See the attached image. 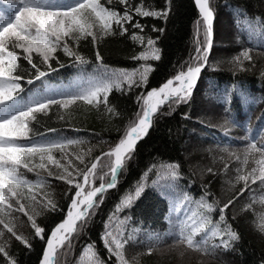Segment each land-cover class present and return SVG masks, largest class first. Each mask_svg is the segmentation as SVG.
I'll list each match as a JSON object with an SVG mask.
<instances>
[{"label":"snow or ice","instance_id":"obj_1","mask_svg":"<svg viewBox=\"0 0 264 264\" xmlns=\"http://www.w3.org/2000/svg\"><path fill=\"white\" fill-rule=\"evenodd\" d=\"M0 3L4 5L0 9V256L3 264H19L17 254L10 250L12 242L18 241L30 251V239L38 238L46 243L39 264H58V249L64 252L70 249L73 233L79 235L92 221L105 192L116 187L118 177L134 157L137 142L153 126L160 106L167 103L171 110L175 105H188L194 99L198 82L223 63L216 59V53L221 51L219 44L214 47V22L219 12L216 0H194L198 19L193 22V49L188 59L160 87H152L146 95L136 97L138 109L125 127L118 130L121 133L118 140L102 142L107 147L94 150V147H83L88 141L78 134V129L72 138L65 135L63 129L46 127L45 132L50 135H45L39 130L34 132L30 125L35 122L39 127L38 116L50 119L49 112L67 125L71 106L80 103L103 108L109 118L120 116L118 106H110L109 94L114 89L123 93L147 84L149 73L153 71L147 61L161 59V49L156 45L164 29L145 26L135 18L167 20L172 0H164L160 10L152 11L133 0H106L107 7L100 0H70L68 3L0 0ZM224 6L232 8L228 4ZM118 7L120 11L116 10ZM243 23L249 40L254 35L264 37V21L245 18ZM145 27L157 34L155 38L139 34ZM126 34L143 47L139 59L144 63L131 70L109 67L103 62L100 51L105 38H125ZM216 39L219 40V36ZM251 52V48H243L228 61L233 76L250 70L244 66V61H253ZM129 58L138 59L136 55ZM67 66L78 73L76 79L68 84L51 83L53 77L58 76V70ZM260 79L264 84V71ZM25 86L30 87L22 96ZM218 91L219 103L214 107L222 113L221 143L233 139L228 134L235 127H245L252 133L253 130L235 115L238 103L258 102L251 99L243 82L231 86L225 82L222 88L218 86ZM182 118L190 119V116L184 112ZM260 119L258 135L240 138L244 141L243 163L248 164L252 159L255 167L250 170L237 167L234 176L228 162H223L218 171L207 168L213 178H217L219 171L229 176L227 184L232 191L226 197L209 196L208 185L201 184L202 194L199 199H193L180 184L181 163L151 164L120 197L103 222L101 240L108 259H101L94 251L95 245L90 243L84 248L81 264H141L140 257L144 253L129 259L125 246L138 243L146 248L147 254H152L166 238L172 240L167 245L170 253L179 257L197 254L210 258L202 259L200 264H222L218 259L219 251L234 250L241 239L230 223V219H235L233 210L244 199L246 189L252 191L250 182L259 181L264 188V116ZM218 148L229 160L234 157L240 161L237 150L231 149L228 143ZM29 174H34L35 179H29ZM52 179L63 182L62 206H58L53 194L46 190ZM97 180L98 186L95 185ZM191 183L189 178L187 184ZM146 187L156 189L165 200L163 218L168 223V231L163 235L149 234L147 241H137V229L128 226L138 223L139 217L134 219L125 214L121 218L119 214L125 209L131 210ZM245 207L248 205H243L241 210ZM53 213L59 222L47 223V217ZM214 214L218 218H214ZM24 223L30 225V236L21 232ZM257 227L264 233V213L260 214Z\"/></svg>","mask_w":264,"mask_h":264},{"label":"trees","instance_id":"obj_2","mask_svg":"<svg viewBox=\"0 0 264 264\" xmlns=\"http://www.w3.org/2000/svg\"><path fill=\"white\" fill-rule=\"evenodd\" d=\"M58 2L68 3L70 0H58ZM100 2L104 3L106 7L109 6L106 0H100ZM133 2L142 4L148 11H152L160 10L164 0H133ZM216 4L219 14L214 22V47L219 44L221 51L216 53V59L223 63L217 69L203 76V80L198 82L197 89H194V99L188 105H175L170 110L166 103L159 108V114L154 115L153 126L148 134L137 143L135 155L128 161L126 170L118 177L116 187L105 192L104 200L100 203L92 221L79 235L73 233L70 238L72 244L70 249L66 252L58 250V264H81V257L85 255L84 248L90 243L95 245L94 251L101 259H108L101 240L103 222L107 220L120 197L130 189L140 178L142 172L151 164L181 163L183 178L180 180V184L187 188L193 199H199L202 194L201 184H207L210 189L209 196H215L216 199H223L232 191L227 184L229 176L225 175L223 171H219L217 178H213L207 173L208 167H212L213 171H218L222 168L223 162H228L234 176L237 167L250 170L251 167L256 166L252 159H249L248 164L243 163L241 150L244 141L240 138L251 134L258 135L261 128L260 118L264 116V84L260 79V73L264 71V37L254 35L249 40L247 32L243 30L245 27L243 21L245 18L253 22L256 18L264 21V0H216ZM225 4L231 5V10L225 7ZM172 5L167 20L150 17L135 18L145 26L155 25L157 28L164 29L163 34H159L160 40L156 45L161 49V59L152 60L149 58L147 61L153 68V71L149 73L147 84L123 93L114 89L109 94L110 106H118L120 116L109 118L103 108L97 109L95 106L80 103L71 106L70 120L67 125L57 121L53 113L49 112L50 119L38 116L41 122L39 127L35 125V122L30 125L33 131L39 130L45 135H50L45 132L46 127L58 128L63 129L65 135L75 138L77 135L75 130L78 129V134L88 141L83 147H94V150H98L102 146L106 148L107 144H102V142L118 140L121 135L118 130L125 127L132 114L138 109L136 97L142 93L146 95L152 87L158 88L167 79L174 76L181 63L188 59L190 51L193 49V22L198 19V9L195 7L194 0H172ZM3 8L4 5L0 3V9ZM116 10L120 11L121 8L118 7ZM240 12H243V15H240ZM8 14H11L10 11ZM139 34L151 35L153 38L157 35L152 33L148 27H145L144 31ZM217 36H219V40L216 39ZM243 48L252 49L250 54L253 56V61H244V66L250 70L233 76L228 61L238 55ZM142 50L144 49L141 45L131 40L130 34H126L125 38H105L100 49L105 64L112 68L128 70L137 68L144 63L139 59V52ZM132 55L138 57L137 61L129 58ZM60 58L64 62L62 54ZM77 75L75 69L67 66L64 69H59L58 76L53 77L50 82L57 85L68 84L76 79ZM241 81L250 91L251 99L258 102L236 105V119L253 130L252 133H249L245 127L232 128L228 135L233 139L224 141L229 144L231 149L237 150V155L241 157L237 162L234 157L229 160L226 154L219 151L218 145L219 147L224 146V143H221L223 136L219 129L222 113L214 106L219 103L218 86L222 88L225 82L231 86L239 84ZM28 87L30 86H25V92L21 93L22 96L26 95ZM203 100L206 101L207 108L211 110L209 115H203L201 112ZM184 112L189 114L190 119L182 118ZM93 133L96 135H92ZM192 135L205 146L193 149L188 145L187 142H190ZM69 150L73 151V149ZM189 173H191V177H189ZM28 178L35 179V176L29 174ZM189 178L192 180L190 185L187 184ZM62 183L52 179L46 189L53 194L58 206H62L61 194L65 191L61 187ZM98 184L99 180L95 181V185L98 186ZM250 187L252 191L248 192L246 189L247 194L244 195V199L233 210L234 221L230 219L233 228L240 233L241 239L234 245V250L219 251L218 259L222 261V264H261V261L264 260V233H261L257 227L259 216L264 213V203H261V197H264V188L261 187L259 181L250 182ZM243 205H248V207L241 210ZM64 211L66 213V208ZM165 212V200L161 199L156 189L146 187L132 205L131 210L125 209L119 215L121 218L125 214L132 215L134 219L139 217L138 223H130L128 227L137 229L135 233L137 241H147L149 234L163 235L168 231V223L163 218ZM214 218L218 217L214 214ZM21 220L23 221L24 218L21 217ZM53 220L59 222L55 213L47 217L46 222L52 223ZM21 232L25 236H30V225L24 223ZM18 234L20 233L18 232ZM171 243L172 240L166 238L165 243L158 244L152 254H147L146 248L141 247L138 243L132 244L131 247L126 245L125 255L130 259L137 253H144L140 257L141 264H178L179 261L200 264L202 259H210L197 254L179 257L167 250V245ZM30 244L31 250L29 251L18 241L12 242L10 250L17 254L19 264H39L42 259L43 248L46 246L45 241L31 238ZM65 244L67 245V242ZM112 260L114 262L115 258L112 257ZM0 264H3L2 256H0Z\"/></svg>","mask_w":264,"mask_h":264},{"label":"rangeland","instance_id":"obj_3","mask_svg":"<svg viewBox=\"0 0 264 264\" xmlns=\"http://www.w3.org/2000/svg\"><path fill=\"white\" fill-rule=\"evenodd\" d=\"M201 107H202L201 108V112H202L203 115H209L211 113V110L209 108H207L208 105H207L205 100L202 101V106ZM194 135H192V138H191L190 142H187L188 145L192 146L193 149H200L199 147L205 146L204 144L199 143L197 141V139H195ZM178 264H188V262L187 261H179Z\"/></svg>","mask_w":264,"mask_h":264},{"label":"water","instance_id":"obj_4","mask_svg":"<svg viewBox=\"0 0 264 264\" xmlns=\"http://www.w3.org/2000/svg\"><path fill=\"white\" fill-rule=\"evenodd\" d=\"M150 128H151V127H150ZM150 128H149V130H150ZM148 132H149V131H148ZM147 134H148V133H147ZM147 134H146V135H147ZM146 135H145V136H146ZM145 136H144V137H145ZM144 137H143V138H144ZM143 138H142V139H143ZM138 142H139V141H138ZM138 142H137V143H138Z\"/></svg>","mask_w":264,"mask_h":264}]
</instances>
